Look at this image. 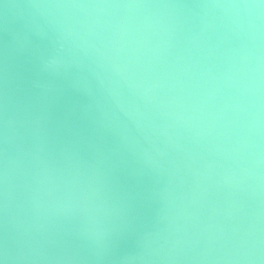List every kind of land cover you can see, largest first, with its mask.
Segmentation results:
<instances>
[{
    "label": "water",
    "instance_id": "95a60500",
    "mask_svg": "<svg viewBox=\"0 0 264 264\" xmlns=\"http://www.w3.org/2000/svg\"><path fill=\"white\" fill-rule=\"evenodd\" d=\"M2 264H264V0H0Z\"/></svg>",
    "mask_w": 264,
    "mask_h": 264
},
{
    "label": "snow or ice",
    "instance_id": "6c2138e0",
    "mask_svg": "<svg viewBox=\"0 0 264 264\" xmlns=\"http://www.w3.org/2000/svg\"><path fill=\"white\" fill-rule=\"evenodd\" d=\"M0 264H2V262H0Z\"/></svg>",
    "mask_w": 264,
    "mask_h": 264
}]
</instances>
